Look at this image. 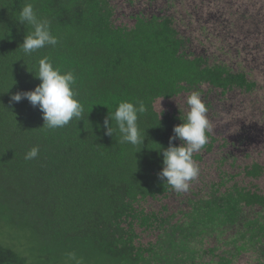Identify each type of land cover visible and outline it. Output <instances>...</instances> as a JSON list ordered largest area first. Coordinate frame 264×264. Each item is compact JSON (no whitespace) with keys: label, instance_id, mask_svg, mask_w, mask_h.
Masks as SVG:
<instances>
[{"label":"trees","instance_id":"1","mask_svg":"<svg viewBox=\"0 0 264 264\" xmlns=\"http://www.w3.org/2000/svg\"><path fill=\"white\" fill-rule=\"evenodd\" d=\"M149 1L146 9L140 0L120 8L114 0H0V234H14L10 246L28 264H75L69 253L82 264H264V163H240L254 150L264 156V0H241L247 14L234 0L233 17L203 14L197 0L191 11ZM27 3L58 38L31 55L20 47L32 31L19 23ZM177 12L195 17L196 40ZM255 12L262 23L245 25ZM45 57L73 72L84 107L82 119L54 130L42 128L26 98L11 99L41 83ZM192 92L208 108L210 130L193 154L198 177L177 193L158 178V150L169 146ZM174 99L183 108H156ZM125 100L145 106L141 145L106 134L104 120ZM32 147L38 156L25 160Z\"/></svg>","mask_w":264,"mask_h":264},{"label":"clouds","instance_id":"2","mask_svg":"<svg viewBox=\"0 0 264 264\" xmlns=\"http://www.w3.org/2000/svg\"><path fill=\"white\" fill-rule=\"evenodd\" d=\"M19 23L28 24L32 31L24 38L20 46L25 55L45 47L56 46L58 38L51 32L50 21L38 18L31 3L23 6L19 14ZM41 83L32 91L16 93L12 100L20 102L27 99L33 107H38L42 113L44 125L42 128L54 130L69 124L74 118H83L84 107L76 98L73 85L76 78L72 71L62 73L59 68H54L48 58L38 61L37 74ZM187 111L182 123L174 126V135L169 138V146L160 148L163 154V167L157 174L158 178L177 193L186 192L190 184L199 175V167L193 160V154L203 149L208 143L210 123L207 117L208 108L198 92L186 96ZM146 111L143 103L134 104L130 101H121L114 112H109L104 120L106 134L119 136V143L141 145L144 138L138 128L139 115ZM115 122V126L112 125ZM180 140L179 146H173V140ZM39 154L38 147H32L26 154L25 160L35 159ZM68 259L75 264H82L75 253H69Z\"/></svg>","mask_w":264,"mask_h":264},{"label":"rangeland","instance_id":"3","mask_svg":"<svg viewBox=\"0 0 264 264\" xmlns=\"http://www.w3.org/2000/svg\"><path fill=\"white\" fill-rule=\"evenodd\" d=\"M126 0H114L115 4L117 6L122 7L123 4L125 3ZM146 1L147 0H140L139 5L145 7L146 9H149V7L146 5ZM153 1H155L156 5H160L162 4V0H150V3H153ZM176 3V8L181 9L182 11L185 9L187 11H191V9L193 7H195L196 9L198 8V4L200 3V6L198 8V10H202L201 12L204 14L206 13L208 10H215V11H223L222 16L225 14L224 13H230V15L233 17L234 15V9H235V5H234V0H209V2L204 1V3L200 2L199 0H197L199 3H197V5L191 3V0H174ZM244 1V0H243ZM236 5L238 6V9L243 12L244 14H247L248 9H249V4L242 2L241 0H239L238 2H236ZM124 12L126 14L130 13V11L135 10L132 9V7L126 6L124 9ZM180 13V12H177ZM183 12H181L180 14H177L178 17H182L185 15H182ZM249 15H247L246 18H242L243 20H246L247 23L245 22V25H251V24H258V23H262L264 21L261 22L262 20V16L260 14H258L257 12L255 13H248ZM234 20V19H233ZM120 20H117V22ZM186 21H189L191 24V27H189L186 24ZM222 21V20H221ZM224 22V21H223ZM177 23L180 27V29L183 31H185V33L187 35H191L193 40L197 39V36H200L201 34L198 33L196 31L197 29V20L194 18H188V17H184L183 19L177 20ZM184 25V27H183ZM223 33L227 34L228 36H231V34L228 32L227 28H223ZM205 36V34H203V37ZM212 40V36L208 35V38L206 39V43H204L203 45L210 47L212 45V43L210 42ZM213 41V40H212ZM242 43V40L240 41ZM195 44V43H194ZM200 45H197V48H199ZM217 53H212L211 56L215 55ZM169 103V104H168ZM168 104V105H167ZM170 109L172 107H182V100L177 99V100H171L170 102H156V108H166ZM211 111V110H209ZM207 117H211V115L209 114V116L207 115ZM210 119V118H209ZM216 120H218L216 118ZM212 121V120H211ZM219 121V120H218ZM213 122V121H212ZM251 159L254 160H259L262 161L264 163V156L259 153L258 150H254L251 155L250 158L247 160H243V158L241 159V162H250ZM260 184L262 189V192L264 193V178L262 180H260ZM255 214L253 213V211L251 213H249V218H253ZM264 220V217H263ZM14 234H12L11 232L8 231H3L0 234V264H28V261L26 259L25 255L22 254H18L16 252H14V249H12V247L10 246L11 242H16V240L14 239Z\"/></svg>","mask_w":264,"mask_h":264}]
</instances>
